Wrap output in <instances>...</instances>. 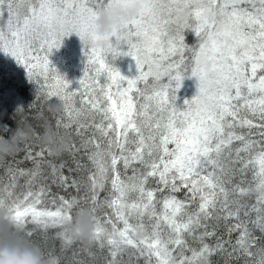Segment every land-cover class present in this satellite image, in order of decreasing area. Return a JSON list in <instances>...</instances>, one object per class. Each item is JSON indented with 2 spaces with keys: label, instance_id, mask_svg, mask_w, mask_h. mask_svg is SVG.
Instances as JSON below:
<instances>
[{
  "label": "snow or ice",
  "instance_id": "6c2138e0",
  "mask_svg": "<svg viewBox=\"0 0 264 264\" xmlns=\"http://www.w3.org/2000/svg\"><path fill=\"white\" fill-rule=\"evenodd\" d=\"M133 3L131 21L96 35L98 12ZM72 34L84 57L75 89L49 59ZM0 51L35 86L27 111L59 105L47 124L71 140V161L57 163L33 128L0 159V206L25 238L38 244L39 231L64 251L79 242L64 222L88 209V254L103 264H264V0H0ZM124 56L132 78L113 63ZM185 74L197 91L181 108ZM72 264H85L75 250Z\"/></svg>",
  "mask_w": 264,
  "mask_h": 264
},
{
  "label": "trees",
  "instance_id": "16d2710c",
  "mask_svg": "<svg viewBox=\"0 0 264 264\" xmlns=\"http://www.w3.org/2000/svg\"><path fill=\"white\" fill-rule=\"evenodd\" d=\"M184 35L185 43L189 46H194L197 43V38L191 30H185ZM81 49L82 43L79 37L72 34L65 37L61 47L58 50L54 49L49 56L56 70L71 82L70 88L72 89L78 87V80L82 75L84 67V57ZM113 63L125 77L132 78L137 74L135 62L130 57H120ZM196 91L197 81L195 77L185 74V78L176 92V106L182 108L184 101L190 100L196 94ZM34 96L35 86L27 79L24 68L13 57L0 51V129H7V132L4 133L5 138L11 134L17 126V122L21 120H23L25 125H30L32 129L38 128L42 132L43 126L47 124V121L60 112L61 107L59 105L53 106L51 109H49L48 105H44L43 115L40 114L39 109L27 111L28 105L32 103ZM57 106L59 107V111H53V108ZM17 109H25L26 111L15 115ZM61 161H71V157L67 152L56 160L57 163ZM54 191L59 190L54 189ZM17 192H19V188H17ZM60 194L64 193L60 192ZM49 207L52 206L49 205ZM49 235L51 236L52 233ZM33 239L43 250L49 264L52 260H58L59 264H72L73 250L77 252L78 258L84 261L85 264H103L101 257L97 256L93 258L89 256V251H96L93 245L85 247L78 242L74 246L61 251L59 241L49 238L45 242L42 233L39 231H37Z\"/></svg>",
  "mask_w": 264,
  "mask_h": 264
},
{
  "label": "clouds",
  "instance_id": "9594fccd",
  "mask_svg": "<svg viewBox=\"0 0 264 264\" xmlns=\"http://www.w3.org/2000/svg\"><path fill=\"white\" fill-rule=\"evenodd\" d=\"M137 13L138 5L134 3L127 6L113 4L98 12L95 20L96 35L103 38L114 25L131 21ZM173 18L176 26L182 29L190 23L189 12L184 5L175 8ZM203 19L209 24L213 23L216 19L215 9L206 7ZM53 111H59V107H54ZM19 113L17 109L15 115ZM33 136L34 132L30 125H25L23 120L17 122V126L6 139L0 138V159L14 156L20 150V144L32 142ZM37 143L59 157L67 152L71 140L57 137L45 124ZM63 227L83 246L92 245L95 225L88 209L78 211L72 220L64 222ZM0 264H49L41 247L25 238L22 228L15 222L7 205L0 206Z\"/></svg>",
  "mask_w": 264,
  "mask_h": 264
}]
</instances>
